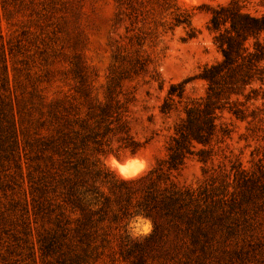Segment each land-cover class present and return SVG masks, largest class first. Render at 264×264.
Masks as SVG:
<instances>
[{
	"label": "rangeland",
	"instance_id": "1",
	"mask_svg": "<svg viewBox=\"0 0 264 264\" xmlns=\"http://www.w3.org/2000/svg\"><path fill=\"white\" fill-rule=\"evenodd\" d=\"M244 1L250 12L264 13V0ZM226 2L0 0V264H264V81L253 86L255 100L232 96L241 102L243 119L226 110L219 114L229 136L219 135L213 163L188 159L176 176L180 185L212 184L224 200L234 197L230 219L215 226L202 249L167 226L144 240L152 224L136 216L125 226L98 229L92 259L69 261L80 246L73 239L51 243L53 220L38 212L29 182L40 164L34 147L40 113L54 100L73 106L80 118L105 105L110 120L122 117L125 129L112 122L99 152L91 144L86 151L117 176L112 161L140 167L137 176L163 158L184 103L168 116L158 107L172 84L184 82L186 101L204 95L206 85L197 76L220 59L206 29L207 6ZM186 15L189 27L176 23ZM132 141L142 145L135 154L125 148ZM233 162L245 171V182L238 176L233 181ZM125 235L138 243L128 257L121 246Z\"/></svg>",
	"mask_w": 264,
	"mask_h": 264
},
{
	"label": "trees",
	"instance_id": "2",
	"mask_svg": "<svg viewBox=\"0 0 264 264\" xmlns=\"http://www.w3.org/2000/svg\"><path fill=\"white\" fill-rule=\"evenodd\" d=\"M207 12L206 29L212 34L220 59L204 66L197 76L206 85L202 97L186 101L184 82L169 86L158 111L168 116L184 103L183 116L173 127L163 158L145 172L122 178L86 153L88 144L93 145L92 151L99 152L100 138L112 130V122L125 129L120 115L110 120L108 105L97 115L88 111L80 118L73 106L54 100L40 113L41 134L34 143L40 164L38 175L29 182L35 185L38 212L53 220L51 243L66 244L73 239L80 246V252L68 256L69 261L92 259L98 247L91 244L98 229L125 226V221L136 216L151 221L152 230L144 240L157 237L167 226L177 231L184 243L202 249L215 226H222L234 212V197L224 200L212 184L180 185L176 176L188 159L204 165L213 163L219 135L229 136L228 130L218 124L219 114L226 110L236 119L244 118L241 102L232 96H241L247 102L255 100L250 97L256 91L253 86L264 81V13L250 12L244 0L207 6ZM189 18L178 17L176 23L189 27ZM90 119H94L93 126L88 125ZM128 147L135 154L142 145L132 141ZM230 171H234L233 181L236 176L237 180H247L239 164L233 162ZM209 179L212 181L213 176ZM49 245L44 243V250ZM121 246L128 257L138 243L125 235Z\"/></svg>",
	"mask_w": 264,
	"mask_h": 264
},
{
	"label": "bare ground",
	"instance_id": "3",
	"mask_svg": "<svg viewBox=\"0 0 264 264\" xmlns=\"http://www.w3.org/2000/svg\"><path fill=\"white\" fill-rule=\"evenodd\" d=\"M109 165H111L115 172L122 178H132L141 171L140 167L133 168L126 163L120 164L115 161H112Z\"/></svg>",
	"mask_w": 264,
	"mask_h": 264
}]
</instances>
